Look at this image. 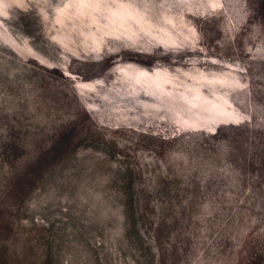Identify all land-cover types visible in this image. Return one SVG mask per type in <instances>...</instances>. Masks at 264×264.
<instances>
[{
	"label": "rangeland",
	"instance_id": "rangeland-1",
	"mask_svg": "<svg viewBox=\"0 0 264 264\" xmlns=\"http://www.w3.org/2000/svg\"><path fill=\"white\" fill-rule=\"evenodd\" d=\"M0 264H264V0H0Z\"/></svg>",
	"mask_w": 264,
	"mask_h": 264
}]
</instances>
